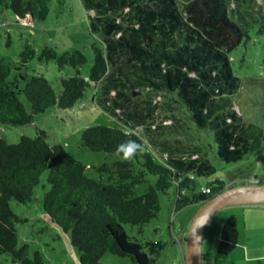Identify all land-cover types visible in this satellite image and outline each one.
<instances>
[{
	"label": "trees",
	"instance_id": "trees-1",
	"mask_svg": "<svg viewBox=\"0 0 264 264\" xmlns=\"http://www.w3.org/2000/svg\"><path fill=\"white\" fill-rule=\"evenodd\" d=\"M57 1L62 7L63 0ZM50 2L0 0V11L9 10L18 20L32 23L34 19H46ZM81 3L90 19V33L99 35L98 41L90 45L93 60L88 76L83 78L79 72L78 68L87 60L79 49L58 54L44 46L38 55L39 61L52 59L60 68L65 64L75 68V75L61 78L58 92L45 77L26 73L28 59L35 56L29 43L24 44L15 63L0 56V124L23 126L46 108H72L89 86L96 87L107 75L112 60L107 45L113 48L114 36L120 33L118 40L138 60L139 66H132L143 72L141 79L145 85L176 94L192 122L211 133L219 159L236 162L251 153L264 152V128L246 123L241 112L234 108L245 85L244 79L233 72L230 55L235 48L252 43L253 33L260 37L264 47L263 3L253 0L182 3L81 0ZM90 11L92 15L87 14ZM20 94L29 101L30 111L24 108ZM153 122L142 124L140 133L115 122V125H88L81 131L82 146L116 156L96 168L98 179L86 176L85 166L61 144H48L44 130H38L34 137L21 135L16 143L0 139V255L9 254L12 264L47 263L41 250L27 243L18 244L17 224L27 219L10 206L12 199L23 204L30 202L41 178L42 187L48 186L42 194V209L51 223L70 234L80 264H98L106 253L126 257L131 264H153L165 249V243L132 240L123 225L138 226L141 231L142 224L157 217L161 209L159 195H166L171 188L175 190L173 212H178L191 204L201 205L229 187L255 183L249 181L255 177L242 175L237 169L228 172L226 178L217 176L199 186L195 174L208 177L213 174L206 148H197L195 143L183 144L182 140L174 145L158 143V148H153L145 139L146 132L159 127ZM127 140L144 148L130 161L116 153L117 146ZM148 176H153L154 182L148 184L145 192L136 194L137 187L148 182ZM256 183L262 184L264 179H257ZM238 234L237 217L231 214L220 227L217 253L228 255L238 242ZM183 236L184 231L182 235L171 234L172 243L178 245L181 263Z\"/></svg>",
	"mask_w": 264,
	"mask_h": 264
},
{
	"label": "rangeland",
	"instance_id": "rangeland-1",
	"mask_svg": "<svg viewBox=\"0 0 264 264\" xmlns=\"http://www.w3.org/2000/svg\"><path fill=\"white\" fill-rule=\"evenodd\" d=\"M178 1L182 3L185 0ZM253 1L264 4V0ZM87 14L92 15L93 12ZM89 24L90 19L87 18L81 0H63L62 7L58 6L57 0H51L46 19L43 21L34 19L32 23L18 20L9 10L0 11V56L15 63L20 58L19 53L24 44L29 43L34 48L35 56L28 59L26 73L45 77L58 92L61 89V78L75 75V68L66 64L60 68L52 59L39 61L38 55L44 46H49L58 54L65 50L79 49L87 57L86 63L78 68L82 77L86 78L93 60L90 45L99 39L98 34L90 33ZM122 34L126 38L125 34ZM119 37L120 33L114 36L113 48L107 45L106 50L112 55L107 75L96 87L89 86L84 96L78 99L72 108L58 109L56 106L46 108L42 113L34 115L31 123L23 126L0 124V139L16 143L21 135L34 137L38 130H44L48 144H61L68 154L85 166L86 176L98 179L99 172L96 168L103 162L113 161L116 156L82 146L81 131L88 125H115V122L140 133L142 124L154 121L159 127L145 133L148 137L145 138L147 144L151 147L158 148L156 145L158 143L174 145L182 140L183 144L195 143L194 146L197 148L203 146L206 148L213 174L210 177L195 174L199 186H205L208 180L217 176L226 178L228 172L237 169L242 175H250L258 180L264 179V152L251 153L236 162L226 163L219 159L215 154L214 141L209 130L198 128L192 122L189 111L180 105L176 94L145 85V80L141 79L144 76L143 72L132 66L138 67V60L132 57L131 51L124 47L123 42L120 43ZM259 38L253 33L252 43L247 47L235 48L230 55L233 72L244 79L245 85L241 87V96L236 97L238 105L234 108L241 112L246 123H257L264 128V47ZM242 58L244 61H241ZM19 99L24 108L30 111L29 101L22 94L19 95ZM252 179L249 181L252 182ZM154 180L153 176H148V182L139 185L135 193L145 192L148 184ZM42 183L43 178L34 189L30 202L23 204L11 200L10 206L13 211L27 219L17 224L18 244L27 243L32 248L41 250L47 260L46 264H80L77 248L70 243V234L51 223L42 209V194L48 189V186L42 187ZM174 193V188H171L166 195H159L161 209L156 218L142 224L141 231H138V226L123 225L132 240L142 243L159 240L165 243V249L156 257L153 264H171L172 261L181 264L179 248L172 243L171 234L173 232L178 235L184 222L188 221L200 207L191 204L178 212H173ZM237 207L227 206L217 210L210 217L207 231L212 233L229 215L237 216ZM187 227L184 228L183 243ZM0 264H12L10 255H0ZM98 264H131V261L126 257L106 253Z\"/></svg>",
	"mask_w": 264,
	"mask_h": 264
},
{
	"label": "crops",
	"instance_id": "crops-1",
	"mask_svg": "<svg viewBox=\"0 0 264 264\" xmlns=\"http://www.w3.org/2000/svg\"><path fill=\"white\" fill-rule=\"evenodd\" d=\"M237 209L236 217L240 227H238V242L234 249L225 256L217 253L216 247L220 240L222 224L211 233L206 229L209 225L208 221L204 226L201 242V264H264V206L238 205ZM192 217L191 215L181 226L180 235L183 234Z\"/></svg>",
	"mask_w": 264,
	"mask_h": 264
},
{
	"label": "water",
	"instance_id": "water-1",
	"mask_svg": "<svg viewBox=\"0 0 264 264\" xmlns=\"http://www.w3.org/2000/svg\"><path fill=\"white\" fill-rule=\"evenodd\" d=\"M135 92L134 94H136ZM239 204H264V183L258 184L255 182L246 185H235L204 201L196 210L187 227L182 264H201V242L204 226L217 210Z\"/></svg>",
	"mask_w": 264,
	"mask_h": 264
},
{
	"label": "clouds",
	"instance_id": "clouds-1",
	"mask_svg": "<svg viewBox=\"0 0 264 264\" xmlns=\"http://www.w3.org/2000/svg\"><path fill=\"white\" fill-rule=\"evenodd\" d=\"M144 148L142 145L137 144L135 141L127 140L119 144L116 148L117 155L125 161H130L137 152H143ZM182 264V263H181Z\"/></svg>",
	"mask_w": 264,
	"mask_h": 264
},
{
	"label": "built area",
	"instance_id": "built-area-1",
	"mask_svg": "<svg viewBox=\"0 0 264 264\" xmlns=\"http://www.w3.org/2000/svg\"><path fill=\"white\" fill-rule=\"evenodd\" d=\"M257 181V179H252V182H256ZM171 264H176V262H172Z\"/></svg>",
	"mask_w": 264,
	"mask_h": 264
}]
</instances>
